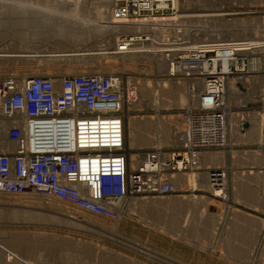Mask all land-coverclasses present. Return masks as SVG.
Segmentation results:
<instances>
[{
  "label": "rangeland",
  "instance_id": "1",
  "mask_svg": "<svg viewBox=\"0 0 264 264\" xmlns=\"http://www.w3.org/2000/svg\"><path fill=\"white\" fill-rule=\"evenodd\" d=\"M112 1L109 0L106 6H100L97 0H0V50L28 52L61 48L62 45H67L61 39L68 34L72 35L73 31L77 32L78 29L73 25L80 22L77 21L78 17L85 16L91 17L87 19L91 23L97 22L96 30L89 38H102V42L98 41V44L113 43L114 37L123 33L145 31L158 35V29H161L159 27L118 33L105 31L106 28L99 24L106 15L112 19ZM161 1L166 4L163 6L166 7L163 14L167 17V23L175 27L176 35L185 36L190 43L215 39L203 34L207 29L213 28L225 29V35L220 36L222 41L235 38L243 43L264 42V0H223L221 3L205 6L183 5L177 0ZM199 1L201 0L196 4H202ZM154 2L157 3L156 0ZM88 5L93 8L91 14L85 10ZM214 8L223 9L225 15L206 18L204 14H209V10ZM183 13L191 18L183 16ZM159 15L160 13L157 14ZM236 24L239 25V33L231 31V26ZM98 27H101V31ZM201 28L206 30L203 32ZM173 32L171 28L170 33ZM246 37L249 39L242 40ZM148 48L144 44V48L140 49ZM247 52V57L252 58V67L245 75L253 77L244 76L243 80L239 75L233 74L228 78V85L226 84V132L223 145L197 150L198 159L196 158L193 168L169 172V179L176 188L175 193L146 192L138 195V201H127L126 212L116 219L90 213L67 202L39 194L0 193L2 210L12 207L32 212L23 213L26 216H19L20 218L1 213L0 261L11 254L12 259L7 260V264H231L225 262L224 248L220 241L225 240L227 226L234 222L259 226L253 239L250 233H242L245 244L250 246L242 249L244 262L236 264H264V147L259 148V143L264 146V46H256ZM23 59L15 58L12 60L15 63L0 60V77H19L23 75V71H30L29 75L53 76L119 74L123 80L121 108L126 147L134 161L138 157L142 158V154L157 152V149H161L162 153L172 152L185 144L187 126L181 115L196 107V103L187 91L185 79L170 76L159 61L147 62L146 59L139 58L128 64V61L117 60L116 63H111L110 59H106L105 62L101 60L99 63L92 62L83 66L46 61L47 59L44 61L41 57L37 58L39 60L29 57L21 63ZM232 71L237 73L234 68ZM25 77L27 75L21 79ZM164 81L166 84H163ZM242 81L250 84L244 92L239 91ZM230 85L233 88H229ZM180 95L184 96L185 103L179 102ZM206 150H222L231 166V171L226 167L229 172H224L221 166H225L226 161L223 164L215 161L203 164L206 167H219L218 170H213L215 174H224L222 181L219 180L216 184L210 176L214 172H211V168L204 169L201 163L205 158L201 153ZM143 166L148 171L155 167L149 164ZM210 193L218 198H209ZM172 200L176 202L174 207L169 204ZM139 202L144 203L141 205ZM145 203H149V206ZM248 215L253 217L252 221L247 220ZM186 227L191 229L187 230ZM121 236L137 245L124 241ZM212 239L219 241L214 253L210 249ZM187 244L193 245L194 251L187 250ZM206 245H210L207 246L209 251L203 248ZM187 255L191 262L181 258Z\"/></svg>",
  "mask_w": 264,
  "mask_h": 264
},
{
  "label": "built area",
  "instance_id": "2",
  "mask_svg": "<svg viewBox=\"0 0 264 264\" xmlns=\"http://www.w3.org/2000/svg\"><path fill=\"white\" fill-rule=\"evenodd\" d=\"M154 1L111 2L114 20L163 25L155 36L119 34L114 50L130 53L134 45L149 44L148 51L169 65L170 76L185 79L196 103L181 115L185 144L172 152L142 154L136 169L131 168L121 108L123 80L117 73L0 77V122L7 124L0 137V193L39 194L116 219L131 198L175 193L169 172L187 171L197 161V150L223 145L226 84L233 74L243 80L248 76L249 49L236 50L225 72V41L190 43L179 37L163 14L164 1ZM146 163L155 167L148 171Z\"/></svg>",
  "mask_w": 264,
  "mask_h": 264
},
{
  "label": "bare ground",
  "instance_id": "3",
  "mask_svg": "<svg viewBox=\"0 0 264 264\" xmlns=\"http://www.w3.org/2000/svg\"><path fill=\"white\" fill-rule=\"evenodd\" d=\"M98 1V3H99V5L100 4H104V6H106V4L108 3V1L109 0H97ZM177 1H181L182 3H183V5H192L193 4V6H205L206 4L207 5H209V4H218V3H221V2H223V0H201V1H199V2H201L202 4H196L197 3V1L198 0H177ZM174 2H175V0H174ZM86 4H88V3H86ZM89 7H85V10L87 11V13L88 14H91V13H93L92 11H93V8H91L90 7V5H88ZM101 6V5H100ZM191 8V7H190ZM187 9V8H186ZM194 9V8H193ZM182 10H185V8H183ZM196 10H198V9H196ZM195 10V13H197V11ZM206 11V10H205ZM204 11V12H205ZM182 12V11H181ZM190 12H191V10H190ZM193 12V11H192ZM203 12V13H204ZM208 12V11H207ZM209 14H204V16H207L206 18H208V17H222V16H224L225 15V13L226 12H224V10L223 9H221V8H217V9H211V10H209ZM187 13H188V11H187ZM186 13V15L188 16V14ZM194 13V14H195ZM201 14H202V12H200ZM199 14V13H198ZM59 15V14H58ZM183 16H186V15H184V13L182 14ZM65 16H67V15H65ZM99 16H100V14H99ZM105 16V15H104ZM183 16H181V18L183 17ZM192 17H193V15H191ZM200 16V15H199ZM62 17V16H61ZM77 17V16H76ZM108 17V18H107ZM188 17H190V15L188 16ZM201 18H202V15L200 16ZM199 17V18H200ZM72 18V17H71ZM79 19H77V21L78 20H80V22L79 23H75L74 25H73V27H75V28H77L78 30H77V32L75 31H73V33H72V35H69L68 34V36H65L63 39H61L62 40V42L64 43V44H67V45H62V47L61 48H57V49H55V50H39V51H34V50H32V51H28V52H15L14 50L13 51H1L0 50V60H9V61H12L13 59L15 60V58H17V60H19L20 58H25V60L27 59V58H31V59H33L34 57H36V59L37 58H40L41 57V59H43L44 61H45V59H47L46 61H51V62H58V63H67V62H69V63H73L74 65H83V64H90V63H92V62H101V60H103V62H105L106 61V59L108 60V59H110L109 60V62H111V63H116V61L118 60H120V62H123V61H128V64H129V62L130 63H132V60H134V59H139V58H143V59H146L147 60V62H150V61H152V60H154V61H159L162 65H163V67H164V71H166V72H169V65L165 62V61H161L160 59H159V57L158 56H156L157 54H155V53H153V52H150V51H148V50H150V46H149V44H145V46L146 47H149L148 49H146V50H142V49H140V48H144V44H142V45H140V44H137V45H134V48L130 51V53H123V54H119V53H116L115 52V50H114V44H115V41H116V38H117V36H115L114 37V41H113V43H110V44H108V43H103V44H98V41H101L102 42V38H98V39H90L89 37L92 35V32L94 33V30H96L95 29V24L97 23H95L94 24V22L93 23H91V21H89V20H87V19H91V17H89V16H85L84 18H80V17H78ZM100 18V17H99ZM99 18H97V19H99ZM109 18H111V17H109V15H106V17L104 18V19H102L103 20V22L101 23V24H99V21H98V24L102 27V28H106V30L105 31H109V32H130V31H133V30H139V29H152V28H157V27H159V28H161L163 25H160L159 23H157V22H151V23H144V22H138V21H125V20H114V19H109ZM184 18V17H183ZM187 18V17H186ZM191 18V17H190ZM194 18V17H193ZM197 18V17H196ZM200 18V19H201ZM96 19V18H95ZM188 19V18H187ZM209 19V18H208ZM220 19V18H219ZM222 19V18H221ZM64 20V19H63ZM101 20V19H100ZM101 20V21H102ZM69 21V20H68ZM72 21V20H71ZM73 21H75V20H73ZM69 23V22H68ZM98 25V26H99ZM237 26H239V25H233V26H231V31L232 30H234V33H237L238 32V30H237ZM70 27H71V25H70ZM101 27L99 28L98 27V29H100L99 31H101ZM74 30V29H73ZM200 30H202L203 32L206 30L205 28H201ZM224 28H223V30L222 29H218V28H213V29H207V31H205V32H208V33H203L204 35H208V36H211V37H215V39H212V40H207L208 42H211V44H215L216 45V43L217 42H219V41H222L221 40V37H222V35L224 34L225 35V32H224ZM235 30H236V32H235ZM201 31V32H202ZM240 31V30H239ZM98 32V31H97ZM224 32V33H223ZM241 32V31H240ZM78 33H80L79 35H76V34H78ZM133 33V32H132ZM137 33V32H136ZM239 33V32H238ZM96 35L98 34V33H95ZM227 34V33H226ZM98 36H103L102 34H98ZM221 36V37H220ZM92 37V36H91ZM106 37V36H105ZM218 37H220V38H218ZM107 38V37H106ZM249 38H243L242 40H248ZM226 40V41H225ZM85 41V42H84ZM104 41V40H103ZM223 41H225V44H226V50L224 51V55H226V57H225V59L223 60V64H224V69L225 70H227V64H228V59H230V58H232V57H234V54L236 53V50H237V52L238 53H240V52H242V49H253V48H255L256 46L257 47H259V46H264V42H258V43H243V41H241V40H238V39H233V38H231V39H223ZM152 42H154V41H152ZM205 42V41H204ZM249 42V41H248ZM221 44H223V43H221ZM239 46V47H238ZM240 46H242V47H240ZM65 48V49H64ZM6 50V49H5ZM37 50V49H36ZM245 50V51H246ZM244 51V52H245ZM248 51V50H247ZM246 51V52H247ZM33 57V58H32ZM19 58V59H18ZM40 59V60H41ZM105 59V60H104ZM5 60V61H6ZM24 59L21 61V63L23 62L24 63V61H25ZM37 60H39V59H37ZM3 62V61H2ZM1 62V63H2ZM13 62V61H12ZM18 62V61H17ZM16 62V63H17ZM4 63V62H3ZM13 63H15V62H13ZM21 63H19L18 62V64H21ZM126 63V62H125ZM5 64V63H4ZM7 64V63H6ZM5 64V65H6ZM9 64V63H8ZM12 64V63H11ZM94 64V63H93ZM99 65V64H98ZM3 66V65H2ZM13 66H14V64H13ZM84 66V65H83ZM115 67H116V65H114ZM5 67V66H4ZM99 67V66H98ZM7 68V67H6ZM90 68H91V66H90ZM89 68V69H90ZM97 68V67H96ZM95 68V69H96ZM3 69V68H2ZM11 69V68H10ZM12 69H14V68H12ZM87 69V68H86ZM85 69V70H86ZM93 69V68H92ZM4 70H6V69H4ZM25 70V69H24ZM88 70V69H87ZM86 70V71H87ZM91 70V69H90ZM7 71V70H6ZM10 71V70H9ZM14 72H15V70H13ZM27 71V70H26ZM3 72H5V71H3ZM25 71H23V75L22 76H19V78L21 79L22 77H24L25 75H27V77H29V76H32V75H29L30 73V71L28 72V73H24ZM18 74V73H17ZM21 74V73H20ZM19 74V75H20ZM85 74V73H84ZM91 74V73H90ZM16 75V74H15ZM18 76V75H17ZM27 77H25V78H27ZM230 80H232L233 81V79H230ZM20 81H22V80H20ZM229 82V81H228ZM162 83V82H161ZM165 83V81L163 82V84ZM166 84V83H165ZM232 84V83H231ZM228 85V84H227ZM231 86V85H230ZM229 88H233L232 86L231 87H229ZM228 88V89H229ZM229 93V92H228ZM231 93L233 94L234 92H233V90H231ZM183 95V94H182ZM182 95H180V98H179V102H181V103H183L184 102V100H185V98H184V96H182ZM234 95V94H233ZM232 95V96H233ZM187 97V96H186ZM185 103V102H184ZM194 104V103H193ZM134 121V120H133ZM134 124V123H133ZM6 123H3V122H0V137H3L4 136V132H5V127H6ZM162 143V142H161ZM160 145V144H159ZM130 157L132 156V154H130L129 155ZM198 159V158H197ZM131 161H130V165H131V168H133V167H136L137 165V161H134V158H131L130 159ZM145 162V161H144ZM147 165L149 164V163H146ZM145 164V165H146ZM149 165H151V164H149ZM214 172V171H213ZM212 175H214L215 177H214V179H211V180H214L215 182L216 181H222V179H223V175L224 174H215V172H214V174H212ZM218 176H222V177H218ZM217 183V182H216ZM130 200H136V201H138V198H131ZM132 201V202H133ZM169 201H171V200H169ZM168 201V202H169ZM173 201V200H172ZM177 201V200H176ZM135 202V201H134ZM133 202V203H134ZM141 205H143V203L144 202H139ZM179 203V202H178ZM178 203H177V205H178ZM147 206H149V203L147 204V203H145ZM144 204V205H145ZM170 204V206H172V207H174V205H176V202H170L169 203ZM12 206H14V205H12ZM16 206V205H15ZM140 206V205H139ZM179 206V205H178ZM1 209V208H0ZM5 210H0V215H1V213L3 214V215H6V216H10V217H13V216H15V217H19V216H23L24 217V215L26 214V213H32V212H30V210H26V211H24V210H18V209H13L12 207H8V208H4ZM22 211H24V212H22ZM23 213H25L24 215H23ZM28 215V214H27ZM35 215V214H34ZM2 216V215H1ZM26 216V215H25ZM30 216V215H29ZM20 218V217H19ZM33 218V217H32ZM2 219V218H1ZM14 219V218H13ZM173 223V222H172ZM195 225V224H194ZM171 228V227H170ZM117 235V234H116ZM119 236V235H118ZM122 237V236H121ZM120 237V238H121ZM123 239H124V241H126V242H130L131 244H134V245H137V243H135L134 241L132 242V241H130V240H128V239H126V238H124V237H122ZM122 239V240H123ZM146 248V247H145ZM144 248V249H145ZM233 251V250H232ZM151 252V251H150ZM5 258H6V260H5ZM10 259H12V256H11V254H9V255H7V257H4V260L3 259H1V263L2 264H7L8 263V261H10ZM8 260V261H7ZM171 260V259H170ZM181 262V261H180Z\"/></svg>",
  "mask_w": 264,
  "mask_h": 264
},
{
  "label": "crops",
  "instance_id": "4",
  "mask_svg": "<svg viewBox=\"0 0 264 264\" xmlns=\"http://www.w3.org/2000/svg\"><path fill=\"white\" fill-rule=\"evenodd\" d=\"M252 77L253 76H250L249 78H252ZM262 79H264V77H262ZM256 80H258V79H256ZM260 83H261V80H260ZM241 84H242V88H243L242 92L245 91L244 90L245 88L250 86V84H245V83H243V81H242ZM262 84H263V88H264V83H262ZM263 91H264V89H263ZM252 102H253V100H252ZM243 130L244 129H242V131ZM261 147L263 148L264 146H261V143H259V148H261ZM221 151L222 150H218V151H216V150H214V151L208 150L207 151L206 150V151H203L201 153L202 155L205 156L204 160L201 161L202 166H204V169L211 168L210 169L211 172L213 170H215V169L218 170L219 167H209V166L206 167V165H203V164H205V163L212 164L211 161H215V163H217V164L218 163H222L223 164V162L226 161L225 162V166L224 165H222V166L220 165V166L224 170V172H226V170H227V172H229L228 169H230V171H231V166L229 165L228 158H226ZM209 196H211L209 198H211L213 200H216V198H218V197L214 196L211 193L209 194ZM242 218H243V216H242ZM246 218H247L248 221H252L253 220V217H251L249 215ZM186 228H187V230L191 229V227H186ZM258 231H259L258 224H250V223L249 224H237V223H234V222L229 223V225L227 226V229L225 231L227 233L226 236H225V240L220 241V244H222L221 246H223L222 248H224V256L226 257V259H225L226 261L225 260L224 261L227 262V263H231V264L244 262V259H243L244 256H243L242 249H244L245 246H247L246 248H249L250 244H247V243L245 244V239H243L244 237L242 236V233L243 232L250 233V235H251V237L253 239L254 236H255L254 233H258ZM253 242H254V240L251 243L252 244L251 247L253 246ZM210 245H206V247H203V248L205 250H207V251H209L211 249V252L214 253L215 252L214 248H216V246H219V241H214L212 239L210 241ZM185 246H187L186 247L187 250H193L194 251V248L192 247L193 245L190 246L189 244H187ZM207 246L208 247L210 246V249H208ZM238 249H241L240 253L238 252ZM181 258L183 260H185V261L191 262L189 255H187L186 257H181Z\"/></svg>",
  "mask_w": 264,
  "mask_h": 264
}]
</instances>
